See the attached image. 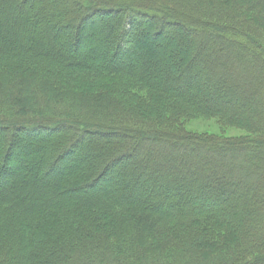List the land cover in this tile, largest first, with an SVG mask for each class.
Listing matches in <instances>:
<instances>
[{"label":"trees","instance_id":"1","mask_svg":"<svg viewBox=\"0 0 264 264\" xmlns=\"http://www.w3.org/2000/svg\"><path fill=\"white\" fill-rule=\"evenodd\" d=\"M142 37L166 40L173 73L139 65ZM190 50L243 109L176 89L199 71ZM262 72L264 0H0V264H264ZM70 74L102 85L80 90ZM179 100L249 135L182 132L161 109ZM89 134L103 139L83 146ZM78 153L89 161L65 162Z\"/></svg>","mask_w":264,"mask_h":264},{"label":"rangeland","instance_id":"2","mask_svg":"<svg viewBox=\"0 0 264 264\" xmlns=\"http://www.w3.org/2000/svg\"><path fill=\"white\" fill-rule=\"evenodd\" d=\"M103 18L104 17H98L95 21V24H92L91 23V28L87 29V28H84L82 30L83 32V37H81L82 39V43L84 45H87L88 47H90L94 41H92V39H90L89 37H86L88 35V33H94V34H99L101 32L104 33V28L102 27V24L104 23L103 22ZM82 29V28H81ZM177 29H171V32L172 31H175ZM82 36V35H80ZM221 39L222 38H219L217 39L214 35H212L210 37V40H212L211 42L213 43V45L215 46L216 50H217V53L220 55L221 58H224L226 59V55H227V50H226V47H224L225 45V40L224 42H221ZM226 39V38H225ZM219 40V42L221 43L220 45L217 44V41ZM152 41V40H151ZM166 40H164V38L162 39H157L155 40L151 46H149L147 43V39L142 37V39H140L137 44L135 45L134 49H135V57H138V61L140 62L141 61V67L142 65L144 66H147L148 64V68H150V70H152L154 72V75L153 76H159L160 78H162L160 76V73H161V70H158L160 68L162 69H166V70H169L171 73H173L172 71V66H171V63H173L175 57H174V53H172L171 51V46H168L167 43H165ZM151 48V50H155L157 48H160L161 50H164L166 48V53L167 55H164L162 57V60L161 62L158 64V63H153V61L151 59H149L148 57L142 55V53H140V48H147L148 49ZM176 47V46H174ZM194 50V48H193ZM193 50H190V53H186V56H183L186 60L185 61H188V60H193V64L194 66L198 67L199 68V71L197 72V74H195V76L192 77V80L187 83V84H184V85H180L178 87H176V89L178 91H182L183 93H187L188 92V89H190L191 87H194V92L192 93L191 96H193L195 99H199L200 97L202 98H206L207 101L208 98H213L212 99V103H216L218 105H222V106H233L235 108H240V109H243L244 107V104L241 103V100L236 98V97H229L227 96L225 93L223 94H214L213 91L211 90V85H209V83L205 80V78L207 77V73L205 72V70H201L200 67H201V61H203V57L200 58V60L198 59H194L193 55H192V51ZM239 53V52H238ZM123 57V61H124V56ZM237 57V56H236ZM105 59V58H104ZM149 60V61H147ZM126 62V61H124ZM237 58L236 59H233V63L234 65L236 66L237 65ZM153 64L154 67H150L149 65ZM249 65V68H253V64H248ZM256 67V66H254ZM256 71V69H255ZM260 70L258 69V72ZM261 75L263 76L264 75V72L261 73ZM258 79L257 76L255 77V80ZM255 82H258L259 83V80H256ZM191 83V84H190ZM68 84H72V85H76L80 90H83V91H87L86 88H88L90 85L92 84H95L94 87H99L102 85V83L100 81H91V80H88L87 78L85 77H82V75L80 74H70L69 76V80H68ZM185 96H188L187 94H183ZM190 96V95H189ZM188 96V97H189ZM241 98V97H240ZM260 100H261V97H260ZM152 101V99H151ZM153 102V101H152ZM178 103L177 106H170V107H163L161 108L162 110H168L169 109L173 110L170 115H174L173 118H175V121L176 123L178 124V129L182 132H186V133H190L191 135H197V136H203V135H215L218 137V135L221 137L222 136H226V137H229V138H238V137H247L249 135L248 131L244 128H240L238 126H235V125H229V124H225L224 122H222L217 116H212L210 114H206V113H202L200 111H194V110H190L191 108L187 105V103L185 102H182V101H176ZM210 102V101H209ZM154 103V102H153ZM157 104V103H156ZM243 106V107H242ZM242 107V108H241ZM163 112L162 115L163 117L167 118V116L169 115V112ZM102 140L103 139V136H94L92 134H89L83 144L84 145H88L92 140ZM35 140H39L38 138H36ZM31 142V139L30 138H25V141L24 143L25 144H29L27 142ZM143 148L145 147L146 149L148 150H153L154 146H148V145H145V146H142ZM141 147V148H142ZM140 149V148H139ZM142 150V149H140ZM196 153H199L201 152L200 151V148H197L194 150ZM194 152V153H195ZM256 152L258 153V155H260L261 157V162H259V167H264V148H258L256 149ZM139 153L137 152L136 156L138 155ZM246 155V153H244ZM24 157V156H23ZM23 159V158H22ZM82 156L80 153H78V155L76 156H72L70 159H67L65 162L66 163H76V164H79L81 163L80 160H82ZM90 158L88 157H85L83 159V161L88 162ZM17 163V162H16ZM14 163V164H16ZM80 165V164H79ZM57 169V168H56ZM54 170V172H52L50 174V177H56L57 175H59L61 172H56L57 170ZM217 176L218 175H212L211 176V182L214 183L213 186H215L217 183ZM49 177V178H50ZM3 180L0 178V187L3 188L6 186V183L2 182ZM113 180H109L106 184H104L105 188H109L112 186L113 184ZM109 184V185H108ZM218 185V184H217ZM103 186V187H104ZM136 187V186H135ZM0 188V189H1ZM100 189V188H98ZM98 189H94V188H86L85 192H89L91 194H94L98 191ZM139 188L136 187L134 188L133 190H131L132 194H135L136 192H138ZM100 191V190H99ZM211 191V190H209ZM212 192V191H211ZM98 193V192H97ZM71 193H66V195H69L70 196ZM229 198L230 199H234L236 198L235 195L231 196L229 195ZM248 197L245 198L244 200H242L243 202V206L240 207L241 210H245L246 209V204L248 202ZM214 204L216 206L220 205L221 204V201L215 197L212 198ZM245 204V205H244ZM213 205V204H212ZM238 205V203H237ZM245 207V208H244ZM203 237V234L202 235H198L196 239H198L199 241L198 242H195V243H200L202 241H204V239H202ZM192 241V239H191ZM194 242V241H193ZM194 244V243H193Z\"/></svg>","mask_w":264,"mask_h":264}]
</instances>
